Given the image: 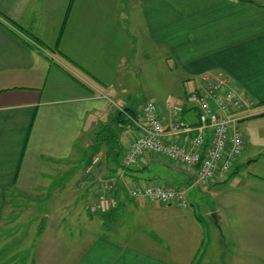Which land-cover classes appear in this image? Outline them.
<instances>
[{"label":"crops","instance_id":"crops-1","mask_svg":"<svg viewBox=\"0 0 264 264\" xmlns=\"http://www.w3.org/2000/svg\"><path fill=\"white\" fill-rule=\"evenodd\" d=\"M0 22V264H249L250 242H223L213 209L191 202L248 159L207 189H191L197 169L148 153L125 169L137 131L121 111L154 103L183 145L194 134L169 127L198 124L187 94L224 73L263 116L264 0H0ZM135 186L187 190L191 207L135 201ZM103 195L116 206L94 211Z\"/></svg>","mask_w":264,"mask_h":264},{"label":"built area","instance_id":"built-area-1","mask_svg":"<svg viewBox=\"0 0 264 264\" xmlns=\"http://www.w3.org/2000/svg\"><path fill=\"white\" fill-rule=\"evenodd\" d=\"M12 29L31 47L43 51L36 42L19 30ZM197 83L198 91L189 92L186 101L198 110V124L190 126L179 122L169 127V133L173 136L194 134L183 145L167 142L165 126L154 103H148L137 117L121 111L137 131L135 140L123 158L125 169L136 167L145 154H152L197 169V181L191 189H207L212 184L225 182L236 173L245 149V136L239 131L238 125L255 118L258 104L224 73L203 75ZM129 195L135 201L144 199L162 206H178L182 209L191 207L187 190L135 186ZM115 206L114 200H108L103 195L93 210L106 212Z\"/></svg>","mask_w":264,"mask_h":264},{"label":"rangeland","instance_id":"rangeland-1","mask_svg":"<svg viewBox=\"0 0 264 264\" xmlns=\"http://www.w3.org/2000/svg\"><path fill=\"white\" fill-rule=\"evenodd\" d=\"M137 85L139 86L140 83L137 82ZM259 111L260 115L264 113L262 109ZM238 129L245 136L248 143L247 149L242 156L248 159L245 166L240 169L239 174L233 181L227 185L213 188L211 192H214L215 195L206 196L204 199H191V202L198 208L199 204L204 203L205 207L213 209L211 221H213V225L217 228V233L223 242H250V246L245 251L250 258L249 264H264L262 258L264 248L261 242L263 221L260 211L254 206V203H257L255 197H262L261 191H263L258 180L263 181L264 177V114L263 116L241 122L238 125ZM258 157H262L261 160L251 164ZM247 164L251 165L247 166ZM257 176L260 177L258 180L250 179ZM258 200L261 202V199ZM197 213L200 214L199 212ZM201 213L200 215L203 217L204 213L202 210ZM39 224L40 222L33 224V226H38ZM244 230L252 234V239L243 237L241 233ZM38 231V227L32 228L30 238H33ZM233 232L237 234L238 238L233 236ZM253 235L255 238H253ZM233 254L235 255L234 251ZM238 256L239 252H237L235 257ZM244 258L241 257L240 260Z\"/></svg>","mask_w":264,"mask_h":264},{"label":"trees","instance_id":"trees-1","mask_svg":"<svg viewBox=\"0 0 264 264\" xmlns=\"http://www.w3.org/2000/svg\"><path fill=\"white\" fill-rule=\"evenodd\" d=\"M0 24L3 25L1 22H0ZM3 26H5V25H3Z\"/></svg>","mask_w":264,"mask_h":264}]
</instances>
